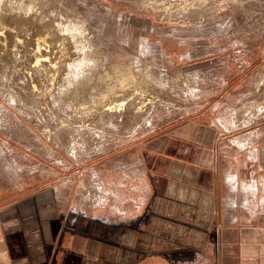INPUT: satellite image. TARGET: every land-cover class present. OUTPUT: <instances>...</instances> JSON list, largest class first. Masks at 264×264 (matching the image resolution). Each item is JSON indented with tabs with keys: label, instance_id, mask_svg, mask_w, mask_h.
I'll return each instance as SVG.
<instances>
[{
	"label": "rangeland",
	"instance_id": "obj_1",
	"mask_svg": "<svg viewBox=\"0 0 264 264\" xmlns=\"http://www.w3.org/2000/svg\"><path fill=\"white\" fill-rule=\"evenodd\" d=\"M35 4L38 12L27 7L20 22L10 20L24 40L33 37L30 43L19 44L21 50L11 53L13 37L10 53L0 51V142L7 149L11 146L10 153L5 151L12 167L21 169L28 180L36 177L39 186L63 176L86 186L91 157H98L97 163L172 131L181 122L213 118L216 113L232 122L242 114L241 123L248 126L264 115V0H35ZM3 21L0 15V26ZM50 22L54 28L74 22L83 40L88 35L94 47H100L102 65L88 87L93 100L87 88L70 104L56 93L70 68L78 77L93 58L84 55V44L71 34L70 50L52 55L59 60L56 86L40 66L35 76L38 102L34 101L30 75L18 69L32 65L35 37L48 31ZM250 65L254 71L248 82L254 91L231 93L225 86ZM219 100L220 109H215ZM120 101L125 102L122 110L105 109ZM9 179L14 182L19 176ZM83 193L87 203V191Z\"/></svg>",
	"mask_w": 264,
	"mask_h": 264
},
{
	"label": "crops",
	"instance_id": "obj_2",
	"mask_svg": "<svg viewBox=\"0 0 264 264\" xmlns=\"http://www.w3.org/2000/svg\"><path fill=\"white\" fill-rule=\"evenodd\" d=\"M253 68L225 87L254 91ZM216 114L91 157L86 186H39L0 142V264H264V115Z\"/></svg>",
	"mask_w": 264,
	"mask_h": 264
},
{
	"label": "bare ground",
	"instance_id": "obj_3",
	"mask_svg": "<svg viewBox=\"0 0 264 264\" xmlns=\"http://www.w3.org/2000/svg\"><path fill=\"white\" fill-rule=\"evenodd\" d=\"M27 7H31V9L33 8V11L38 12V6H36L35 0H0V15L4 20L2 22V25L0 26V51L1 52L10 53L9 51L11 50L10 43L13 41V37L15 40H14V43L12 42L14 44L13 45L14 48L12 47L13 49L11 50V53H13L12 51L16 52V51L21 50L19 48L20 46L19 44H22V43L29 44L30 39L33 38V37H28L29 39L24 40L19 35L18 30L15 29V27L10 24L11 18L20 22L21 18L24 17L25 15V8ZM35 12H33L34 15L37 14ZM49 24H50V29L48 31H46L45 33L42 32L43 34L39 32L40 33L39 35L36 33L38 36L35 37V41H34L35 46L33 45L34 46L33 50L31 49L32 51L30 52V55H33L32 65L30 67L23 66L18 69L19 72L22 71L23 73L30 75L31 84H32L30 91L32 92L34 101L36 103L38 102L35 99L37 98L35 96L36 95L35 92L39 91L40 88L35 81V76L37 72L40 71L39 69L40 66H42V69H43L42 72H44L43 75H45V77L52 78L53 85L56 86V82L54 80L56 79V74L58 73L59 60H57V56L54 57L52 55L53 53H56V52H60L61 53L60 55H63L65 53V51L69 48V45H70L69 37L71 34H73L72 38L75 39L76 42H81L84 44V47H85V53L83 52L84 55H93V58L88 59L86 69H84L83 72L78 77L74 75V70L70 68L66 76L68 77L67 80L65 81L63 87L60 90H58V92L56 93L63 100H65L66 103L70 104L72 100L76 99L78 95L86 91L85 89L87 88V96L90 97V100H93L94 95L93 93L88 91V87L92 85L95 77L98 78L96 76L99 71L98 68L100 67V65H102L101 64L102 55H100L99 52L101 51H99L98 49L100 47H97V46L94 47V43L88 35H87V40H83L84 35L79 31L76 23L74 22L59 24L58 28L56 27L54 28L55 24H53L52 22H50ZM90 44L91 46H93L92 48L90 47ZM53 48H57V49L56 50L54 49V52H53L52 51ZM69 50H67V52ZM27 52L29 54V51H26V53ZM99 76H101V74ZM148 102H150V100ZM124 104H125L124 101H120L117 104L109 103L106 105L105 109L110 110V111L122 110V106ZM258 110L260 111V109Z\"/></svg>",
	"mask_w": 264,
	"mask_h": 264
}]
</instances>
